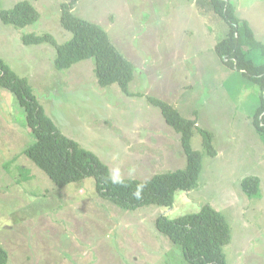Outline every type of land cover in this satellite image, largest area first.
Returning a JSON list of instances; mask_svg holds the SVG:
<instances>
[{"label": "rangeland", "instance_id": "obj_1", "mask_svg": "<svg viewBox=\"0 0 264 264\" xmlns=\"http://www.w3.org/2000/svg\"><path fill=\"white\" fill-rule=\"evenodd\" d=\"M23 1H29L40 18L23 28L0 19V58L27 79L61 133L96 154L114 180L146 182L187 168L179 134L148 96L178 97L183 117L196 120L198 128L217 140L235 137L241 158L249 162L253 144L262 150L264 140L251 116L261 89L217 57L213 44L225 37L227 25L213 12L196 22L200 16L195 0L77 2L73 14L102 26L134 65L131 96L117 84L100 87L93 59L65 70L55 66L54 43L71 38L61 25L66 0H0L1 9ZM230 2L264 40V0ZM31 34L51 36L53 43L25 44L23 37ZM34 140L16 96L0 87V243L8 264H191L182 248L157 230V219L197 213L206 204H218L214 208L224 215L230 211L225 187L216 184L217 175L225 171L217 170L199 132L193 148L205 157L206 170L211 169L202 175L204 186L200 182L198 192L178 191L172 208L151 205L136 211L100 196L94 178L56 186L22 155ZM257 171L262 173V168ZM234 189L242 191L238 185ZM250 198L243 219L230 218L233 237L224 247L228 264H264V187L258 198Z\"/></svg>", "mask_w": 264, "mask_h": 264}, {"label": "trees", "instance_id": "obj_2", "mask_svg": "<svg viewBox=\"0 0 264 264\" xmlns=\"http://www.w3.org/2000/svg\"><path fill=\"white\" fill-rule=\"evenodd\" d=\"M66 1L61 5V25L71 34V38L61 45L54 43L55 66L65 70L81 61L93 59L100 87L117 84L123 93L133 95L130 85L135 78L134 65L113 45L102 26L73 14L79 0ZM196 7L206 20V14L213 12L227 25L225 37L215 47L218 57L226 66L241 71L249 81L260 87L262 95L253 124L264 139V43L256 37L249 23L237 16L236 7L230 0H196ZM39 18L38 10L29 1L20 2L9 10L1 9L0 5V19L4 24L23 28L37 22ZM44 41L53 43L51 36L31 34L23 37L25 44H40ZM0 87L16 96L32 130L35 140L23 150V156L58 187L94 178L100 196L129 211L151 205L172 208L178 191L190 192L197 188L204 156L193 148L192 139L196 132L202 136L205 152L211 157L217 155L212 135L198 128L196 120L183 117L170 103L148 96V102L161 111L166 124L179 134L187 168L158 174L146 182L114 180L109 167L96 154L61 133L46 114L27 79L16 75L1 58ZM241 186L249 197L260 194L258 177L244 179ZM156 227L182 248L184 258L189 263L228 264L224 247L232 240V230L226 217L211 205L206 204L199 212L176 219L160 216ZM8 260V253L0 243V264H8Z\"/></svg>", "mask_w": 264, "mask_h": 264}, {"label": "crops", "instance_id": "obj_3", "mask_svg": "<svg viewBox=\"0 0 264 264\" xmlns=\"http://www.w3.org/2000/svg\"><path fill=\"white\" fill-rule=\"evenodd\" d=\"M195 4H196V0H195ZM194 8L196 9L197 7L194 5ZM195 13H198V15L200 16L196 19V22H198L199 20L204 18L201 15V13L198 11V9L195 11ZM237 13H238V10H237ZM247 22L249 23V25H251V22H249V21H247ZM195 29L200 35H203L205 32V30L200 28V27H195ZM252 30L254 32L253 28H252ZM259 40H261L264 43L263 39H259ZM210 47L212 48L211 43H210ZM215 47H216V45L213 44V50L216 54ZM217 57H218V55H217ZM231 71H234V70H231ZM247 81L250 83V81L248 79H247ZM177 98L178 97L174 98L173 100L167 99V98L166 99L162 98V99L167 101L168 103L172 104L173 106H175L181 113L180 105L175 101ZM254 106H256V105H254ZM254 109H255V111H254ZM257 109H258V106L252 108L251 116H253L256 113ZM179 141H180V138H179ZM260 141H261L260 143L262 145V150L261 149L259 150L258 144H253L252 149L254 152V157L249 162L248 159H245L244 157L241 158L242 152H241V149L239 147V143L236 142L235 137H233L232 140L227 141V140L222 139V138L217 140L213 135V145L217 151V155L215 157H211V158L213 159V161H215V163L217 165V170L225 171L224 175H222V176L217 175L216 184H219V185H222L223 187H225L226 192H227V197L230 200V204H229L230 211L228 212V214H225V215L223 214V215L226 217V220L228 221V223L231 227L232 237H233V228L231 225L232 221H230V218L233 221L235 220L236 217H240L243 219L245 211L248 209V207L250 206V203H251L249 200L250 197H248V195L246 193H244L243 190L239 191V190L234 189V186L238 185L242 189L241 185H242V181L244 179L249 178V177H258L260 179V192H261L262 187H264V152H263L264 142L262 140H260ZM192 145L194 147L193 142H192ZM202 146H203V141H202ZM196 150H197V148H196ZM260 168H262V173L257 171ZM210 170H208V171L206 170V161H205V157H204L202 175L205 172L209 173ZM202 175H201V178H202ZM210 176H207V177H210ZM201 178L199 180V184H198L197 188L193 189L192 191H195V192L199 191L200 182L203 184L202 181L204 179V178L203 179H201ZM225 179H226V181H225ZM203 186H204V184H203ZM192 191L186 192V193H191ZM234 192L236 194H234ZM232 195H233V197H231ZM256 198H258V196ZM213 207H218V204H216ZM216 210H218V208Z\"/></svg>", "mask_w": 264, "mask_h": 264}, {"label": "clouds", "instance_id": "obj_4", "mask_svg": "<svg viewBox=\"0 0 264 264\" xmlns=\"http://www.w3.org/2000/svg\"><path fill=\"white\" fill-rule=\"evenodd\" d=\"M167 102V101H166ZM172 105V104H171ZM175 107V106H174Z\"/></svg>", "mask_w": 264, "mask_h": 264}]
</instances>
